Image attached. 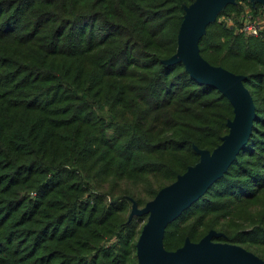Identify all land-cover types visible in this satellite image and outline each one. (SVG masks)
I'll use <instances>...</instances> for the list:
<instances>
[{
  "label": "trees",
  "instance_id": "obj_1",
  "mask_svg": "<svg viewBox=\"0 0 264 264\" xmlns=\"http://www.w3.org/2000/svg\"><path fill=\"white\" fill-rule=\"evenodd\" d=\"M192 1L0 0V264H137L146 217L127 221L131 203L140 209L193 166V147L219 145L232 118L215 89L161 64ZM238 12L234 3L216 18ZM197 47L244 77L255 117L162 247L212 230L264 262V29L247 37L215 19Z\"/></svg>",
  "mask_w": 264,
  "mask_h": 264
},
{
  "label": "water",
  "instance_id": "obj_2",
  "mask_svg": "<svg viewBox=\"0 0 264 264\" xmlns=\"http://www.w3.org/2000/svg\"><path fill=\"white\" fill-rule=\"evenodd\" d=\"M235 1L193 0L182 7L175 52L161 61L163 65L180 63L197 84L209 86L220 93L232 108V118L226 122L227 133L221 137L219 145L210 152L193 147L198 156L193 166L187 167L172 183L159 189L140 209L134 202L131 203L127 221L132 216L146 217L134 246L137 264H264L239 246L213 242L212 239L221 234L212 230L196 243L184 239L174 251H165L162 247L166 225L223 175L251 133L255 113L251 97L242 84L244 77L209 65L199 56L197 47L206 26L215 21L225 6L233 5ZM247 1L264 9V0Z\"/></svg>",
  "mask_w": 264,
  "mask_h": 264
},
{
  "label": "rangeland",
  "instance_id": "obj_3",
  "mask_svg": "<svg viewBox=\"0 0 264 264\" xmlns=\"http://www.w3.org/2000/svg\"><path fill=\"white\" fill-rule=\"evenodd\" d=\"M235 3L236 6L239 8L238 14L221 15L215 19H217V22H221L228 28L233 29L234 33H240L247 37H254L246 34L245 32L240 31L239 26L248 25L252 22L264 23V15H253V10L247 0H241Z\"/></svg>",
  "mask_w": 264,
  "mask_h": 264
},
{
  "label": "built area",
  "instance_id": "obj_4",
  "mask_svg": "<svg viewBox=\"0 0 264 264\" xmlns=\"http://www.w3.org/2000/svg\"><path fill=\"white\" fill-rule=\"evenodd\" d=\"M264 29V23H257V22H252L248 25H241L239 26V30L242 32H245L246 34L250 36H258L259 32Z\"/></svg>",
  "mask_w": 264,
  "mask_h": 264
}]
</instances>
